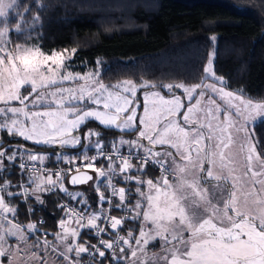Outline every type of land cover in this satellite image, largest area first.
Masks as SVG:
<instances>
[{
    "label": "snow or ice",
    "instance_id": "obj_1",
    "mask_svg": "<svg viewBox=\"0 0 264 264\" xmlns=\"http://www.w3.org/2000/svg\"><path fill=\"white\" fill-rule=\"evenodd\" d=\"M46 7L44 0H0V264H264V141L255 134L264 98L229 90L215 72V48L191 85L107 84L97 71L74 72L77 48L42 46V17L32 13ZM210 39L215 45L217 37ZM141 89L150 91L138 113ZM93 120L135 138L120 136L108 151ZM49 147H91L95 154L55 153L75 167L37 168ZM18 157L21 179L13 184L5 162ZM89 181L94 201L66 187ZM55 193L83 207L58 203L64 215L49 232L43 219L30 217L38 210L33 202L45 205Z\"/></svg>",
    "mask_w": 264,
    "mask_h": 264
},
{
    "label": "trees",
    "instance_id": "obj_2",
    "mask_svg": "<svg viewBox=\"0 0 264 264\" xmlns=\"http://www.w3.org/2000/svg\"><path fill=\"white\" fill-rule=\"evenodd\" d=\"M21 2L35 4V0ZM44 3L45 10L34 8L32 13L39 11L42 17V24L37 25V31L42 33L39 39L46 51L77 48L70 61L72 71H97L107 84L144 79L157 85L161 82L191 85L200 82L203 66L215 48L214 69L227 81L229 90L242 88L249 96L264 98V0H44ZM212 35L217 37L215 45L210 39ZM89 126L102 131L105 148L111 146L112 140L118 143L120 136L134 139L133 135L106 130L94 121ZM255 134L264 141V120L255 123ZM12 142L42 147L21 138ZM94 150L47 148L44 165L65 166L55 153L73 158L85 151L91 156ZM5 163V178L17 184L21 179L17 161ZM149 173L159 176L157 170L150 169ZM28 175L24 173L25 181ZM66 187L72 192L83 190L86 197L94 189L91 182L78 188L66 182ZM47 197L54 204L55 216L51 218L49 212L40 214L46 219L45 229L52 227V219L56 222L64 215L56 206L63 193ZM119 214V210L114 212ZM32 218H38L37 211ZM20 219L27 222L24 211Z\"/></svg>",
    "mask_w": 264,
    "mask_h": 264
},
{
    "label": "crops",
    "instance_id": "obj_3",
    "mask_svg": "<svg viewBox=\"0 0 264 264\" xmlns=\"http://www.w3.org/2000/svg\"><path fill=\"white\" fill-rule=\"evenodd\" d=\"M149 175L150 176H153V177H155L156 175H154V174H151V173H149ZM87 185V184H86ZM91 190V194H90V196L88 195L87 197L89 198V200L90 201H94L95 199H96V193H95V190L94 189H90ZM84 191H86V190H84ZM86 196V195H85ZM45 200H46V203H45V205H38V204H35V202H33L34 204H35V208L36 209H38L37 210V212H38V216H40V214L41 215H45L47 212H49V216H51V218L53 217V216H55V214H54V210H55V208H54V204L50 201V199L46 196L45 197ZM46 220V219H45ZM54 219H52V223H51V226L52 227H48V228H46V230L47 231H49V232H55V231H57L58 229H57V222L58 221H54ZM74 226V225H73ZM130 226V225H129ZM52 237L51 236H49V239H51Z\"/></svg>",
    "mask_w": 264,
    "mask_h": 264
},
{
    "label": "built area",
    "instance_id": "obj_4",
    "mask_svg": "<svg viewBox=\"0 0 264 264\" xmlns=\"http://www.w3.org/2000/svg\"><path fill=\"white\" fill-rule=\"evenodd\" d=\"M106 150H108V151H111V146L110 147H107V148H105ZM120 151L124 154V155H127V151H128V149H123L122 147H120ZM95 154V150L93 151V153H92V155H94ZM91 155V156H92ZM102 159V158H101ZM135 162V161H134ZM18 163H19V157L17 158V167H18ZM29 164H31L32 162H28ZM97 163L99 164V163H101V160H98L97 161ZM104 163H106V161H104ZM35 166L37 167V168H40V167H44V166H46V165H41L39 162H36V164H35ZM46 167H49V166H46ZM68 167H75L74 165H68V164H65V166L64 167H55V168H52L53 169V171H55L57 168H62V169H66V168H68ZM49 168H51V167H49ZM158 171V170H157ZM19 172H20V170H19ZM159 172V171H158ZM27 173V172H26ZM27 174H29V173H27ZM93 174V176H95V174L94 173H92ZM25 182H27V181H25ZM92 182V181H91ZM102 182V181H101ZM117 182H118V186H123L122 184H119V181H118V179H117ZM89 184V183H88ZM70 191V190H69ZM70 192H72V191H70ZM106 194H107V192H106ZM60 203H64V204H71L72 206H74V207H83L82 205H77L76 204V202L75 201H72L71 199H70V197H68V196H66V195H64L63 194V197L61 198V200H60ZM107 205H105V207H106ZM114 212H116V210L114 211ZM114 212H113V215H114ZM120 215V214H119ZM31 219H33V220H35V221H39V220H41V219H43L44 220V222H45V224H46V221H45V219L43 218V217H39L38 216V218L37 219H34V218H32L31 217ZM95 238L93 237V240H94Z\"/></svg>",
    "mask_w": 264,
    "mask_h": 264
},
{
    "label": "rangeland",
    "instance_id": "obj_5",
    "mask_svg": "<svg viewBox=\"0 0 264 264\" xmlns=\"http://www.w3.org/2000/svg\"><path fill=\"white\" fill-rule=\"evenodd\" d=\"M139 2V1H138ZM141 2V1H140ZM146 2H148V1H146ZM145 2V3H146ZM90 71H93V70H89V71H87V72H90ZM75 72V71H74ZM86 73V72H85ZM81 74H83V73H81ZM145 91H150L149 89H141V90H139L138 91V93H137V100L139 101V103H140V108L138 109V113L139 112H142V108H143V93L145 92ZM176 93L178 94V95H181L182 97L184 96V94H183V92H182V90H180V89H177L176 90ZM163 94V93H162ZM185 102H186V100H185ZM259 120H261V119H257L256 121H255V123L257 122V121H259ZM94 121V120H93ZM93 121H90V122H93ZM94 122H96V123H98L97 121H94ZM235 134V133H234ZM135 138V137H134ZM8 139H10V138H8ZM22 139V138H21ZM239 143H240V140L238 139L237 140V146H235L234 148H233V151L234 152H238L239 151ZM127 146V145H126ZM50 149H53V148H55V150L56 149H58L57 147H49ZM66 148H71V147H66ZM57 152V151H56ZM238 160L240 161V170L242 171L243 170V168H242V163H243V158L242 157H238ZM91 184L93 185V182H91ZM75 192H77V191H83V190H78V189H75L74 190Z\"/></svg>",
    "mask_w": 264,
    "mask_h": 264
},
{
    "label": "water",
    "instance_id": "obj_6",
    "mask_svg": "<svg viewBox=\"0 0 264 264\" xmlns=\"http://www.w3.org/2000/svg\"><path fill=\"white\" fill-rule=\"evenodd\" d=\"M93 175V174H92ZM91 181H89L88 183H90ZM87 183V184H88ZM68 185L70 186V187H72V188H78V187H80V186H83V185H86V184H81V185H72V184H70V183H68Z\"/></svg>",
    "mask_w": 264,
    "mask_h": 264
}]
</instances>
